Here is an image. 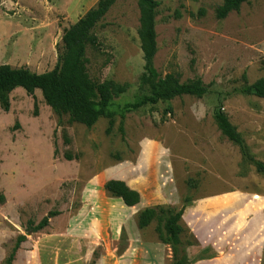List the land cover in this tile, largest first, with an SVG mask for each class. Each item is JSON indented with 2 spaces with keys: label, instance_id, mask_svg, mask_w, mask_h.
<instances>
[{
  "label": "rangeland",
  "instance_id": "1",
  "mask_svg": "<svg viewBox=\"0 0 264 264\" xmlns=\"http://www.w3.org/2000/svg\"><path fill=\"white\" fill-rule=\"evenodd\" d=\"M98 1L1 0L0 65L51 71L65 30ZM158 1L155 67L182 82L201 78L208 94L121 116L125 103L149 91L141 81L139 0H116L94 29L100 48L86 51L94 82L129 86L110 115L91 127L71 122L39 89L31 95L17 88L10 110L0 107V264H8L20 235L26 240L13 264H172L159 222L138 227L140 212L156 205L186 206L182 241L191 264H264L257 202L264 200V174L243 160L214 118L222 103L249 153L264 162V98L226 96L264 77V0L243 3L224 19L215 13L222 0ZM111 179L137 190L140 203L128 207L112 196L105 189ZM44 217L49 225L32 232L30 222Z\"/></svg>",
  "mask_w": 264,
  "mask_h": 264
},
{
  "label": "trees",
  "instance_id": "2",
  "mask_svg": "<svg viewBox=\"0 0 264 264\" xmlns=\"http://www.w3.org/2000/svg\"><path fill=\"white\" fill-rule=\"evenodd\" d=\"M116 0H99L75 24L65 30L62 47L59 49L58 62L54 69L44 73L31 71L27 67H13L9 64L0 65V107L8 112L11 107L10 95L17 88H23L33 95L36 89L42 91L46 103L60 117L67 115L71 122H78L88 127L94 125L100 118L110 115V108L116 97L128 91L127 84H120L114 80L94 82L86 66V51L88 46L100 48L101 42L95 34V27L106 16ZM250 0H222L216 8L218 19L226 18L232 11H238L243 3ZM1 3V0H0ZM139 29L138 35L143 52L144 70L141 81L148 88L149 93L135 101L125 103L121 108V116L126 112L136 111L148 104L169 101L183 95L203 98L209 92L201 78L182 82L172 73L163 76L155 67L157 44V13L160 6L158 0H139ZM204 10H200L203 14ZM245 79V76H244ZM254 95L264 98V77L252 84L234 88L226 93ZM214 118L218 129L231 142L239 147L243 160L253 165L259 173L264 174V162L255 159L248 151L244 138L230 122L228 115L220 103L215 109ZM110 129L114 119L109 121ZM120 132L125 134L123 122ZM105 189L114 197L121 198L124 204L132 207L140 203V193L129 187L122 180L111 179L105 183ZM5 201V195L0 192V202ZM186 206L176 208L172 206L156 205L142 210L138 216V227L146 228L154 220L159 222L157 232L162 242L171 245L173 252L172 264H191L183 246L182 236L187 231L182 224V216ZM52 216L57 212H52ZM49 225V217H44L38 224L30 222V230L37 232ZM26 240L20 235L11 254L7 258L8 264H13L20 245ZM189 242L188 245H193Z\"/></svg>",
  "mask_w": 264,
  "mask_h": 264
},
{
  "label": "crops",
  "instance_id": "3",
  "mask_svg": "<svg viewBox=\"0 0 264 264\" xmlns=\"http://www.w3.org/2000/svg\"><path fill=\"white\" fill-rule=\"evenodd\" d=\"M246 195H247V194H246ZM248 195H249V194H248ZM255 195H256V194H255ZM249 196H252V195H249ZM256 196H260V195H256ZM261 197H262V196H261ZM221 198H222V197H221ZM263 198H264V197H263ZM257 202H258V204H259V206H260V208H261V210H262V211H261L262 214L264 215V206H263V205H264V200L261 199V200H258ZM262 247H263V246H262ZM248 253H249V252H248ZM251 256H253V255H251ZM249 259L251 260L250 257L248 258V260H249ZM250 260H249V262H250Z\"/></svg>",
  "mask_w": 264,
  "mask_h": 264
},
{
  "label": "water",
  "instance_id": "4",
  "mask_svg": "<svg viewBox=\"0 0 264 264\" xmlns=\"http://www.w3.org/2000/svg\"><path fill=\"white\" fill-rule=\"evenodd\" d=\"M116 180H122V179H116ZM122 181H124V180H122ZM125 182V181H124ZM127 184V183H126ZM128 185V184H127ZM129 186V185H128ZM133 189V188H132ZM136 206V205H135ZM135 206H133V207H135Z\"/></svg>",
  "mask_w": 264,
  "mask_h": 264
}]
</instances>
